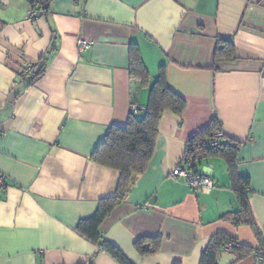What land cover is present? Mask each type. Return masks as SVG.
<instances>
[{"label": "crops", "instance_id": "1", "mask_svg": "<svg viewBox=\"0 0 264 264\" xmlns=\"http://www.w3.org/2000/svg\"><path fill=\"white\" fill-rule=\"evenodd\" d=\"M29 7L0 0V264H119L75 227L119 181L92 151L131 103H147L161 64L185 107L162 112L146 168L101 232L133 264H199L222 232L250 251L220 249L218 264H253L256 231L264 250V0H50L35 18ZM219 34L232 39L235 59L214 64ZM131 42L148 70L144 85L130 78ZM44 59V73L24 87L21 69ZM214 116L223 139L239 145L252 225L229 214L239 201L223 157L197 165L211 187L172 174ZM139 238L155 250L141 254Z\"/></svg>", "mask_w": 264, "mask_h": 264}, {"label": "trees", "instance_id": "2", "mask_svg": "<svg viewBox=\"0 0 264 264\" xmlns=\"http://www.w3.org/2000/svg\"><path fill=\"white\" fill-rule=\"evenodd\" d=\"M49 1L34 0L33 2L30 1V4L33 8L44 13L48 9ZM234 59L232 39L225 35H217L213 52L214 64L218 61H232ZM45 68L46 59L37 68L29 66L30 76L26 79L19 77V80L24 87H28L44 73ZM129 73L131 80L136 84L144 85L148 81V70L141 58L138 46L134 42L129 44ZM184 107L185 99L168 85L164 66L161 64L156 78L149 87L147 103L143 106L137 105L135 112L129 110V115L123 125H110L103 139L97 143L91 153V158L95 162L118 170L119 181L115 193L102 199L96 211L91 216L81 219L75 229L81 236L111 255L119 264L133 263L115 245L105 239L100 225L104 218L125 199L135 175L146 168L153 152L162 112L168 109L180 115ZM220 125V121L214 116L205 127L196 131L187 140L179 167L198 172L197 165L201 160L211 156L223 157L227 163L231 187L239 201V209L229 214L232 215L235 223L243 222L252 225L246 193L248 177L240 175L236 170L238 143L224 140L223 135L218 138L216 144L210 143L213 131L216 128L221 129ZM256 236L261 246L259 249L263 250V239L259 231H256ZM229 240L233 242L231 250L238 253V258L250 251L249 247L241 245L236 239L219 232L209 239L202 250L199 264H218L220 249ZM135 247L143 255L155 250L144 244L142 238L135 241Z\"/></svg>", "mask_w": 264, "mask_h": 264}, {"label": "built area", "instance_id": "3", "mask_svg": "<svg viewBox=\"0 0 264 264\" xmlns=\"http://www.w3.org/2000/svg\"><path fill=\"white\" fill-rule=\"evenodd\" d=\"M33 2L34 0H30ZM28 15L31 18H35L38 15V10L33 8L32 4H30V7L28 9ZM89 45V42L86 40H79L78 41V48L81 50H84ZM22 74L24 78H28L30 76L29 67L23 68ZM137 109V104L131 103L130 104V111L135 112ZM222 135L221 129L216 128L212 133V139L210 140V143L212 145L217 143L218 138ZM173 176H184L187 180V183L193 187V188H199V187H211L213 185L211 179L209 176H206L200 172H194L189 168H183L177 166L172 171ZM3 182V177L0 176V184ZM233 242L232 241H226L223 245V250L228 252L232 249ZM253 264H264V250H254L253 251Z\"/></svg>", "mask_w": 264, "mask_h": 264}]
</instances>
